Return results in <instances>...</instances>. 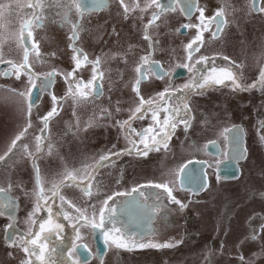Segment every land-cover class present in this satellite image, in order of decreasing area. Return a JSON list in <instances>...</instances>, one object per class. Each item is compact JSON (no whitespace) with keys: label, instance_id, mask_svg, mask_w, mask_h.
Listing matches in <instances>:
<instances>
[{"label":"flooded vegetation","instance_id":"1","mask_svg":"<svg viewBox=\"0 0 264 264\" xmlns=\"http://www.w3.org/2000/svg\"><path fill=\"white\" fill-rule=\"evenodd\" d=\"M111 1L114 0H107V6H105L108 11L107 16L110 18L113 16V11L109 8ZM115 1L116 5L119 4L115 9L118 13L135 15L139 14V11H149L151 14L156 11L155 7L142 11L149 0H123V6L120 0ZM233 1V7H235L232 22L227 20L226 13L215 18L216 12L220 10V0H218L217 7L211 12L204 8L200 0H193L190 15L183 13L182 6L176 7L175 11L163 13L165 16H169L177 12L184 23H181L178 28L175 27V31L177 29L178 35L187 37L191 32V27L185 28L184 25H190L189 21L194 17L199 18V9H203V22L199 19V24L203 29L201 37L204 33H211L212 37L213 33H216L215 38L220 37V59L205 57L204 60L197 63L200 57L191 54L189 60L187 49L183 58L150 56L148 64L144 65L148 70L145 71V78L139 84V96L132 90L133 84L138 78L136 72L124 75H121V72L110 73L112 75H110L105 89L96 80L92 90L90 89V95L93 100L103 97L100 101L103 110L92 111V106L83 108L84 105L80 104V98L76 99L79 102L75 101L74 109H72V113L75 112L74 115H78L80 110H85L86 117L91 119L92 123L88 126L89 151L82 148L84 145L80 131L81 124L76 128L75 136L77 137L73 141L69 142L68 139L63 138L66 141L62 144L65 143L67 147L57 155L56 161L50 165L51 173L58 172L52 176H59L60 182L64 181L65 183V186L61 187L59 195L64 196L76 207L85 209L89 218L95 210L98 220V210L102 206V202L108 195H112L113 199L109 201L107 207L115 209L117 227H120L121 224L126 225L130 231L138 234V238L143 237L139 241L141 243L172 244L173 246L136 248L129 251L117 248L111 240L106 244L101 232L97 230L93 234L90 228H80L82 237L78 239L77 230L74 227L78 214L67 203L62 202L59 196L55 199L51 198L52 184H41L48 206L52 207L53 212H61V215L54 216L53 220L61 224L63 230L53 231L47 241L48 247L56 250L51 257L54 264H194L192 257L198 259L203 253H206L205 246L208 242L215 243L217 250L211 258H209L210 253H206L201 264H217L218 255H220L222 264H264V189L259 192L256 190L250 192L242 202L223 201L218 206H209L207 201L202 203H193L192 201L193 196L209 187L208 161H214L212 168L217 179L232 180L241 175L240 168L246 161H256L259 156L264 158V144L259 139L264 135V128L259 127L260 121H264V86L247 91L234 90L231 81L225 80L223 84L206 86L204 89H196L194 86L191 89L183 87L185 84H191L193 79L209 75L213 67L231 69L242 84L250 85L258 82L260 70L264 68V12L253 11V8H264V0ZM125 7L128 9L127 11H125ZM99 22V19L93 22L95 29H98ZM156 22L158 21L155 20ZM40 33L45 34L46 32L41 31ZM49 34H51L50 31ZM155 43L152 42V44ZM198 43H201V40ZM20 44L27 45L25 37L23 43L20 39ZM126 60H128L127 57L122 62ZM137 60L138 62L135 64L140 65L141 59ZM156 62H158V68L167 73L162 78H157L154 71L150 69V66ZM185 63L195 64L196 67L190 72L188 68L182 66ZM6 66L7 64H0V70ZM122 86L123 88H121ZM35 88L38 92L37 101L41 90L38 86ZM165 89L169 94L167 105L171 108H180L175 131L168 141L167 148L161 145L159 150L152 149L146 156L138 155L137 152L144 151L141 137L130 131L126 138L125 132L117 124V121L122 122L129 119L135 108L140 106L139 97H143L145 101L151 99L159 102L160 98L157 94ZM117 93L119 94L117 95ZM185 97H187L186 100ZM29 100L30 94L28 103ZM214 102L217 106L215 110ZM184 103L188 105L187 113L183 108ZM115 108H119L118 114ZM147 108L148 106L145 104L143 118L134 117L130 121L131 129L140 132L152 126L156 131L159 130V127L152 121L153 111H149ZM221 110L227 111L226 121L224 119L220 121ZM208 111H216L213 120L205 116ZM58 112L59 110L56 113ZM234 112L242 113L240 115L243 119L241 120L240 116L232 118ZM147 115L150 116V121L144 123ZM164 115L165 113L161 109L159 111L161 125ZM198 119L201 120L199 125H203L204 128L196 130L193 136L191 134L192 127ZM180 120L187 121L190 125L187 129L188 137L182 136L185 129L184 123L179 122ZM224 129H234V131L221 135ZM196 135L200 136L199 139L195 138ZM148 142L151 143L150 139ZM133 143L135 148H133ZM193 144L194 148L191 147ZM212 144H215V147H212ZM28 145L30 148L35 146L37 150V138H30ZM47 145L48 143L43 137L40 141V150L37 151L39 153L34 154L31 159L33 163L36 160L35 156L40 155ZM117 152L121 154L111 156V159L96 167L102 155L109 156ZM5 153L1 156H5ZM241 153L243 154L242 158H240ZM178 155L184 161L181 165L187 164L188 172L195 174L197 178L195 182H190L185 178V184H180V175L178 179L176 176L179 168L175 169V166L172 168L170 165V162ZM14 158L12 152L5 156L3 161H0V187L8 189L11 184L9 197L15 202L13 206L0 207V212L4 213L0 215V264H22L29 260L32 264H39L35 257H29L24 252L23 239L27 238L29 230L38 231L39 223L47 220L49 214L47 207L41 202V210L36 211L32 217L37 223L33 225L29 220V213L34 211L37 183L20 186L14 184L13 179L12 183H2L3 168ZM80 159L86 164L85 166ZM145 160L152 161L151 166L158 176L155 177L156 180L152 176L146 180L134 179L135 172H139L134 170L138 167L136 161ZM128 161L133 162L134 168H130V164H127ZM224 165L232 167L233 172L235 173L236 170L237 174L229 176V172L224 170ZM93 171L94 175L89 178L88 174ZM68 172H72L76 176V179L71 183L64 180ZM258 174L262 176L261 171ZM114 176H118L117 184L112 183ZM165 182L169 184L172 195L181 202L180 204L172 202L165 189L151 186ZM204 182H206V187H200ZM134 187L140 188L145 195L142 197L139 191L133 192L131 196L116 195V193L129 192ZM85 188H89L91 195L84 194ZM254 197L256 200L252 199ZM214 210L216 211L214 212ZM63 212H68L71 218L64 219ZM208 213H211L212 216H208ZM201 214L206 219L201 218ZM10 224L13 226L8 227ZM111 227L109 224L108 228ZM118 235L114 234L113 238ZM253 235L256 236L255 240L251 239ZM206 238L205 245L197 242ZM178 241L179 243H177ZM74 243L78 246L82 245V247L73 249Z\"/></svg>","mask_w":264,"mask_h":264},{"label":"rangeland","instance_id":"2","mask_svg":"<svg viewBox=\"0 0 264 264\" xmlns=\"http://www.w3.org/2000/svg\"><path fill=\"white\" fill-rule=\"evenodd\" d=\"M232 1L220 0V9H223V13L227 14L229 22H232L234 18L233 10L235 6L233 7L234 1L233 3ZM33 2L34 0H0V5L8 6L0 9V12H2V15H0V64H7L5 68L0 70V156L7 152V145L11 144V141L27 128V133L18 141L17 147L13 150L14 160L3 168L2 183H12L13 179L14 184L20 186H29L37 183V176H39L40 184L60 182L61 178L59 176H52L58 172L53 171L51 173L50 165L56 161L57 155L62 153L67 147L65 143L62 144V142L66 141L63 138L68 139L69 142L73 141L77 137L75 136L76 128L81 124L80 131L84 145L82 148L89 151L88 126L92 123L90 122L91 119L86 117L85 110H80L78 115H74L75 112L72 113L76 100L67 96L66 93L70 85L73 92L76 91V83L79 79L87 82L92 78V61L99 58L97 72L98 74L102 73V76L98 75L97 80L102 85V88L105 89L107 81L112 75L110 73L121 72V75L134 73L135 68L139 66L135 64L138 62L137 59L146 54L149 55L151 53L150 56L153 57L176 56L183 58L186 45L196 37L195 34L198 32V28L195 25H200L197 17L192 18L189 23L194 26L191 27L190 34L187 37H181L178 35L177 29L175 31V27L178 28L184 21L176 12L169 16L162 14L157 19L158 22H154L145 29V25L148 24L151 18V12L139 11V14L135 15L118 13L115 9L119 4L116 5L115 0L110 2L109 8L113 11L111 18L107 16L108 11L105 7L96 12L85 11L82 16L78 17L75 5L71 0H41L40 6L35 9V13L39 17V20L36 21L33 19L34 10L28 8V4ZM17 3H19V7H17ZM200 3L208 12H211L217 7L218 0L213 2L200 0ZM69 8L71 12L67 21H65L64 15ZM96 19L100 20L98 29L93 27V22ZM28 20L33 22L31 27L24 31L27 45L22 46L20 44L21 25ZM37 22L41 25L40 27L36 26ZM77 22V38L72 40L70 39L73 34L72 25ZM28 31L32 33L30 38L27 36ZM41 31L46 33L41 34ZM49 31L54 33L60 31L63 33V47L57 45L55 34H49ZM145 31H147L150 40L156 42L152 44V49L147 47L149 44L148 40L144 39ZM33 44L36 46L33 47ZM198 44L199 51H194L192 56L220 59V37L213 38L211 33H204L201 43ZM69 45L81 50L87 56L89 63L85 64L83 57H81V66L76 68V61L73 60V56L77 55V53ZM25 47L28 49V69L22 70L20 79H17L16 69L11 65L15 64L19 67L23 63ZM64 50L68 55H62ZM229 51L231 52V49ZM125 57L128 60L122 62ZM74 69L73 76L67 77V73L73 72ZM52 70H56L58 75L52 77V83L46 90L40 92L38 100L29 112L27 88L31 85L28 83L27 72L30 71L39 75L40 80L36 81L38 86L45 75ZM5 72L10 73V75L5 76ZM115 78L117 79L118 77ZM116 82L118 83V81ZM80 90L89 93L86 99L80 98V104L84 105L82 106L83 108L92 106V111L103 110L100 102L103 97L99 100H93L90 95V89L81 87ZM19 92H24L25 96H19ZM53 95L57 97V100L60 98L58 106L52 101ZM76 102L78 103L79 101ZM54 106H57V111L59 110V112L49 119L46 130L41 133V129H44L45 125L39 117L44 116ZM213 106L214 110L217 109L215 102ZM115 111L118 114L117 108H115ZM215 113L216 111H208L205 116L213 120ZM233 114L232 118L240 116V119H243L242 115H240L242 113L234 112ZM124 115H127V113H124ZM222 119L227 120L226 110L220 111V121ZM149 121L150 116H145L144 123ZM200 121L198 119L194 127H192L191 134L193 136L196 130L204 128L203 125H199ZM29 123L31 127H28ZM188 134V132H185L182 136L188 137ZM41 135L45 138V142L48 145L45 146L40 155L35 156L36 160L33 163L31 161L33 155L39 152H37L35 146L30 148L28 142L30 138H37ZM199 137V135H196L195 138L199 139ZM251 138L253 140V137ZM24 145H27V151ZM49 145L51 146L50 148ZM81 161L85 166L86 164L83 160ZM151 162L148 160L136 161L138 167L134 170L139 172H135V180H146L151 176L156 180L157 173L155 170L153 171ZM182 162L184 161L178 155L176 159L170 162V165L172 168L175 166V169H178ZM208 162L210 169L209 187L193 196V203L207 201L209 206H218L223 201L242 202L250 192L255 190L259 192V190L264 189V158L262 159L260 156L256 161L248 160L244 165L242 164V168H240L241 175L232 180L217 179L212 168V162L214 161L210 160ZM127 164H130V168H134L132 161H128ZM171 166H169L170 169H172ZM259 171L262 172V176H259ZM117 182L118 176H114L112 183L117 184ZM252 199L256 200L255 197ZM208 216H212V214L208 213ZM202 217L205 218L201 214ZM206 241L207 238L197 242L205 245ZM205 247L207 248L206 253H210L209 258L213 257L216 253L217 245L208 242ZM206 253H203L198 259L192 257L194 264H201ZM216 263L222 264L220 255H218Z\"/></svg>","mask_w":264,"mask_h":264},{"label":"snow or ice","instance_id":"3","mask_svg":"<svg viewBox=\"0 0 264 264\" xmlns=\"http://www.w3.org/2000/svg\"><path fill=\"white\" fill-rule=\"evenodd\" d=\"M41 0H34L33 3L28 4V8L33 9V19L38 21L39 17L35 13V9L40 6ZM71 2L75 5L77 16H82L83 12L85 11H98L102 7L107 6V0H71ZM121 5L123 6V0H120ZM182 6V11L185 15H190L192 8H193V0H149L145 4V8L143 10H147L148 8L155 7L156 11H153L151 14V18L148 21V24L145 25V29H147L149 26H151L155 20H157L163 13L168 11H175L176 7ZM4 7H8L7 5H0V9H3ZM17 7H19V3H17ZM139 7V5H137ZM127 7H125V11H127ZM259 10L260 12H264V8H253V11ZM71 9L69 8L68 12L64 15V20L67 21L68 15L70 14ZM200 17L198 19H201L203 22L204 17V10L199 9ZM223 14V9H220L216 12L215 18H219ZM0 15H2V12H0ZM32 20L25 21L21 25V42H24V31L25 29H28L32 25ZM219 24V21H217ZM37 27H40L41 25L37 22ZM194 25H184L185 28L192 27ZM78 27V22L72 25L73 28V34L70 37V39L75 40L77 38L76 36V29ZM195 27L198 28V32L196 37L186 45V49L189 52L188 59H191V54L194 51H199V44L198 41L201 40V25H195ZM219 30V28H218ZM27 36L30 38L32 36L31 31H28ZM216 36V33H213V37ZM144 39L149 41V48H152V42L150 40V37L147 35V31H145ZM33 47L36 45L33 44ZM69 47L73 48V51L77 53V55L73 56V60L76 61V68H79L81 66V60L80 58L83 57V61L85 64L89 63L87 56L82 53L81 50L75 49L73 45H69ZM151 53H149L148 56L141 57L142 63L135 68V72L138 74V78L136 79L135 83L133 84V92L139 96V84L141 81L145 78L144 74L146 69L144 67L145 64H148L149 57ZM205 57H200V60L197 61L199 63L200 61L204 60ZM225 59H228L225 57ZM92 78L89 79L87 82H84L82 79L77 81L76 83V91L73 92L71 85L69 86L68 92L66 93L67 96H70L73 100H76L78 98L86 99L89 95L86 91H81V87L84 89H91L94 86V82L97 80V76H102V73L97 72V68L99 65V58L97 60L92 61ZM13 68L16 69V78L20 79L21 71L28 69V49L25 47L24 49V57H23V63L17 67V65L12 64ZM183 67L188 68V70L191 72L193 68L196 67L195 64H183ZM150 69L154 71L157 78H162L164 75H167V73L163 72L162 69L158 68V62L156 64L151 65ZM75 69L73 72L67 73V77H71L74 74ZM5 76L10 75V73L5 72ZM28 75V83L31 85L27 88V93L31 94L32 89L37 87L36 81L40 80V77L38 74H33L30 71L27 72ZM55 75H58L56 70H52L51 72L47 73L42 81L39 83V88L41 91L46 90L52 83V77ZM66 77V79H67ZM225 80H229L232 83L234 90H241V91H247L249 89H254L258 86H264V68L260 70L259 74V80L258 82H254L250 85H245L239 82L238 77L234 75L231 69L229 68H220L217 69L216 67L211 68L210 74L207 76H203L200 79H193L191 84H185L183 87L184 89H191L193 86L196 89H204L206 86H211L215 84H223ZM97 87H99L97 85ZM15 91V90H13ZM99 94V93H97ZM19 96L24 97V92H19ZM160 98L159 102L154 100H148L145 101L143 97H140V106L135 108V111L132 113V115L129 117L128 120L125 121H117V124L121 126L122 130L125 132L126 138H128V133L131 131L136 136L141 137V142L144 143V151L137 152L138 155H147L148 151L152 149L159 150V147L162 145L164 148H167L168 141L171 138V135L174 133L176 125H177V117L180 111L179 107L171 108L167 105L166 101L169 98L168 90L165 89L164 91L157 94ZM187 97H185V100ZM52 101L55 105H59V101L57 100L56 96H52ZM147 104L148 108L147 110L153 111L152 115V121L156 126L159 127V130L156 131V129L152 126H149L148 128L136 132L135 129H131L130 121L136 117V118H143L144 114V105ZM33 107V104L29 102L28 104V110L30 112L31 108ZM183 108L185 110V113L189 111L187 103H184ZM163 109L165 115L163 117V123L161 125V121L159 119V111ZM119 111V109H117ZM57 112V107H52L49 111L45 113L44 116L39 117V119L43 122L45 125L44 129H41V133H43L46 130L48 121L50 118L54 116ZM139 114V116H137ZM179 122L184 123V129L185 132H187V129L190 127L189 123L184 120H180ZM28 127H31V124H28ZM260 128H264V121H260L259 123ZM234 129H224V131L221 133V135H224V133L232 132ZM27 133V128H25L23 131H21L15 139L11 141V145L8 147L7 152L5 153V156H7L9 153L13 152V149L17 146V142L21 140V138ZM148 134H151L150 136ZM42 135L37 137V151L40 150V141L42 140ZM150 139L151 143L148 142ZM262 144H264V135L259 137ZM131 143V141H130ZM51 146L49 145V148ZM191 147H195V145H191ZM212 147H215V144H212ZM25 150L27 151V145H24ZM133 148H135V144L133 143ZM121 153H112L109 156H101L99 162L97 163L96 167L101 166L106 161L111 159V156H119ZM127 154V153H126ZM5 156H0V161H3L5 159ZM243 157V154L241 153L240 158ZM190 163V162H189ZM95 171V169H94ZM93 173L88 174L89 178L94 175ZM181 173L185 174V178L188 179L190 182L196 181V176L193 172H188L187 164L181 165L176 172L177 179L179 178V175ZM76 179V176L72 172H68L65 176L64 180L71 183ZM65 183L64 181H61L60 183H53L52 187L50 189L51 191V198L55 199L59 196V199L62 202H65L69 205V207L73 208L75 212L78 214L76 219V224L74 227L77 230V238H81L82 234L80 233V228H90L95 234L97 230H99L102 234V237L104 239V242L107 244L111 240L113 244L117 248H123L126 250L131 251L132 249H143L147 247H153V248H160V247H172V244H159V243H141L140 240L143 239V237L138 238V234L135 232L130 231L126 225L121 224L120 227H117V220H116V211L114 208L107 207L110 200L113 199L112 195H108L107 198L102 202V206L99 208V218L97 220L96 218V212L93 211V214L91 218L86 214V210L83 208L76 207L74 204H72L71 201H67L64 196H60V189L61 187H64ZM151 186L156 188H163L168 193L169 198L172 200V202L176 204H180L181 202L177 200L172 195V189L169 187V184L167 182L165 183H156L152 184ZM142 187V186H141ZM200 187H206V184L200 185ZM36 192H35V205H34V211L32 213H29V220L33 225L37 223L35 219H32L36 211L41 210V202L44 203V205L47 207V211L49 214V218L43 222L39 223V230L38 231H31L27 233V238L23 239L24 243V252L29 255V257H35L36 261L39 262V264H54L51 257L53 253L56 251L54 248L50 249L48 247L47 241L50 238V235L53 231H62L63 226L59 223H56L53 220L54 216H60L61 212H53L52 207L48 206L47 199L45 197V191L44 188L40 184L39 176H37V185H36ZM11 190V184H9V188L5 189L0 187V207H10L14 205V201L10 199L9 192ZM140 192V195L143 197L145 193L140 190V188L134 187L129 192H122V193H116V195L121 196H131L133 192ZM85 195H91V192L89 188L84 189ZM158 195V194H157ZM182 207L184 205H181ZM94 208V206H92ZM3 212H0V215H3ZM64 219H70V215L68 212H63ZM111 225V228H108V225ZM13 225H8V227H12ZM114 234H119L118 236L114 237ZM252 240L256 239V236L253 235L251 237ZM179 243V241L177 242ZM73 249H78V247H82L76 245L75 243L72 245ZM243 260V258L241 257ZM22 264H32L31 260L28 262H22Z\"/></svg>","mask_w":264,"mask_h":264},{"label":"water","instance_id":"4","mask_svg":"<svg viewBox=\"0 0 264 264\" xmlns=\"http://www.w3.org/2000/svg\"><path fill=\"white\" fill-rule=\"evenodd\" d=\"M37 96H38L37 89L33 88L32 89V93L30 94L29 102H31L32 104L35 103L36 99H37ZM187 168H188V166H187ZM224 168H225L224 170H227L229 172L228 173L229 176H234V175L237 174L236 170H235V173L233 172L232 167L224 165ZM180 184H185V174L184 173L180 174ZM204 184H206V182H204Z\"/></svg>","mask_w":264,"mask_h":264},{"label":"bare ground","instance_id":"5","mask_svg":"<svg viewBox=\"0 0 264 264\" xmlns=\"http://www.w3.org/2000/svg\"><path fill=\"white\" fill-rule=\"evenodd\" d=\"M51 33H54V32H51ZM54 34L56 36V43H57V45L58 46L60 45V46L63 47V44H62L63 43V38H64L63 33H61L60 31H56ZM64 52H62V55H65L66 54V51L65 50H64Z\"/></svg>","mask_w":264,"mask_h":264}]
</instances>
